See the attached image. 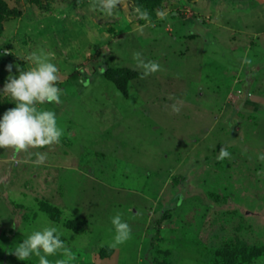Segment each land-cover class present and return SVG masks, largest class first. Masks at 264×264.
Listing matches in <instances>:
<instances>
[{
    "label": "rangeland",
    "instance_id": "rangeland-1",
    "mask_svg": "<svg viewBox=\"0 0 264 264\" xmlns=\"http://www.w3.org/2000/svg\"><path fill=\"white\" fill-rule=\"evenodd\" d=\"M1 1L21 14L3 25L0 88L7 65L46 56L61 102L37 107L63 135L0 148V264H38L12 251L45 218L64 241L51 264H264V0H163L152 20L132 0L111 16L97 0ZM106 68L140 76L122 96ZM117 212L131 234L112 247Z\"/></svg>",
    "mask_w": 264,
    "mask_h": 264
},
{
    "label": "clouds",
    "instance_id": "clouds-1",
    "mask_svg": "<svg viewBox=\"0 0 264 264\" xmlns=\"http://www.w3.org/2000/svg\"><path fill=\"white\" fill-rule=\"evenodd\" d=\"M106 15L111 16L117 7V0H97L93 4ZM139 12V9L137 10ZM141 18L147 19L146 12H139ZM27 60L31 67L20 71L17 69L12 74L13 65H7L9 75L0 93H6L15 105L0 115V148L11 149L14 152L24 151L30 147H44L59 143L63 130L57 124L54 111L38 109L40 104H59L61 102V89L57 87L58 67L46 56L31 53ZM138 66L143 69V75L156 73L160 65L155 61H147L141 58L139 53L134 54ZM35 163L41 164L46 159V153L37 152ZM230 153L221 148L217 159L229 157ZM114 228L112 247L124 243L130 238L129 224L122 220L117 212L110 220ZM57 226L46 221L43 227L34 229L15 245L12 254L20 261H25L33 256L38 257V264H51L49 256L58 250L64 249V241ZM62 264V262H57Z\"/></svg>",
    "mask_w": 264,
    "mask_h": 264
},
{
    "label": "trees",
    "instance_id": "trees-1",
    "mask_svg": "<svg viewBox=\"0 0 264 264\" xmlns=\"http://www.w3.org/2000/svg\"><path fill=\"white\" fill-rule=\"evenodd\" d=\"M134 7L141 12L147 13V19H154L157 12L160 10V3L163 0H132ZM20 12L15 8H8L6 4L0 0V36L3 33V25L5 22L20 16ZM139 73L126 68H106L103 70V77L111 82L122 96L127 95V85L130 81L137 79ZM3 105L11 108L15 105V101L9 99L3 101Z\"/></svg>",
    "mask_w": 264,
    "mask_h": 264
}]
</instances>
